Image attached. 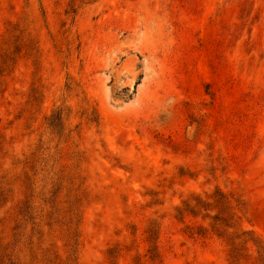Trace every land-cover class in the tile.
I'll return each mask as SVG.
<instances>
[{
	"label": "rangeland",
	"instance_id": "rangeland-1",
	"mask_svg": "<svg viewBox=\"0 0 264 264\" xmlns=\"http://www.w3.org/2000/svg\"><path fill=\"white\" fill-rule=\"evenodd\" d=\"M0 264H264V0H0Z\"/></svg>",
	"mask_w": 264,
	"mask_h": 264
},
{
	"label": "trees",
	"instance_id": "trees-1",
	"mask_svg": "<svg viewBox=\"0 0 264 264\" xmlns=\"http://www.w3.org/2000/svg\"><path fill=\"white\" fill-rule=\"evenodd\" d=\"M127 91L129 90V89H126ZM118 97H120V96H118ZM130 99V98H129ZM55 115V113H53V115H51V117L52 116H54ZM50 120V119H49ZM50 126H52L51 124H50ZM198 202L199 203H201L202 201L201 200H198ZM190 213L192 214V215H196V213L194 212V210H190ZM73 256V251H72V249H71V252H70V255H69V258L71 259V257Z\"/></svg>",
	"mask_w": 264,
	"mask_h": 264
}]
</instances>
